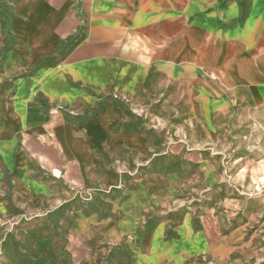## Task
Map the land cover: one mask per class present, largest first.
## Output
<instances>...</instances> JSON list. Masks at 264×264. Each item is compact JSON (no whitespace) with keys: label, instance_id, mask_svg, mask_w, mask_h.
<instances>
[{"label":"crops","instance_id":"0c3cea01","mask_svg":"<svg viewBox=\"0 0 264 264\" xmlns=\"http://www.w3.org/2000/svg\"><path fill=\"white\" fill-rule=\"evenodd\" d=\"M1 85L6 161L101 197L79 223L110 241L156 245L150 212L174 188L162 161L194 149L168 144L167 116L188 118L181 135L264 121V0H0Z\"/></svg>","mask_w":264,"mask_h":264},{"label":"rangeland","instance_id":"374dc122","mask_svg":"<svg viewBox=\"0 0 264 264\" xmlns=\"http://www.w3.org/2000/svg\"><path fill=\"white\" fill-rule=\"evenodd\" d=\"M11 92L0 86L3 98ZM187 122L178 112L166 118L168 144L194 149L181 161L173 146L162 161L174 188L164 212H150L152 225H165L151 229L160 234L156 245L112 242L98 222L79 223L97 214L101 197L49 188L46 173L32 179L18 153L7 162L0 152V264H264V121L249 127L235 119L226 132L208 134L194 120L188 133L173 131Z\"/></svg>","mask_w":264,"mask_h":264},{"label":"bare ground","instance_id":"6f19581e","mask_svg":"<svg viewBox=\"0 0 264 264\" xmlns=\"http://www.w3.org/2000/svg\"><path fill=\"white\" fill-rule=\"evenodd\" d=\"M124 226V225H123Z\"/></svg>","mask_w":264,"mask_h":264}]
</instances>
